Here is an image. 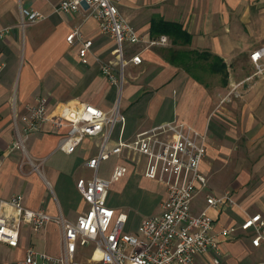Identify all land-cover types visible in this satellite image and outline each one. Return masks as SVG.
Listing matches in <instances>:
<instances>
[{
	"label": "crops",
	"instance_id": "obj_1",
	"mask_svg": "<svg viewBox=\"0 0 264 264\" xmlns=\"http://www.w3.org/2000/svg\"><path fill=\"white\" fill-rule=\"evenodd\" d=\"M60 2L0 0V29L10 28L0 41V197L10 199L22 194L26 207L75 221L88 208L76 188V180L93 175L85 161L97 154V139L87 137L75 153L68 154L58 148V143L69 127L55 128L48 121L28 137L25 152L13 147L18 137L15 121L26 112L27 104L35 103L38 97H46L51 113L56 115L68 114L83 103L109 110L117 97L116 87L102 73V62L119 67L115 39L101 31L98 21L88 16L87 7L64 13L57 8ZM117 3L121 16L141 37L139 42L126 43L124 55L130 60L139 54L142 62L128 61L124 72L138 71L145 76L143 82L128 81L124 86L121 110L127 117L125 135L131 137L174 119L208 133L207 153L201 165L208 183L196 196L193 210L199 212L205 206L207 194L230 193L239 206L210 208L220 240V262L215 263L210 253L199 256L198 264H220L223 260L230 264H257L264 260V241L253 245L252 231L240 226L246 213L264 216V70L256 73L251 59V53L264 47V0ZM24 8L39 11L44 18L24 25ZM161 20L180 24L191 35V43L173 44L168 33L160 34V27L154 26ZM75 30L93 41L86 63L79 55L78 45L67 41ZM161 36L168 38L167 44L151 45ZM182 45L220 57L227 67L226 82L221 74L211 70L200 73L202 79H198L180 64L172 63L168 48ZM260 62L264 65V58ZM221 108L225 110L224 119L218 113ZM220 117L224 125L216 122ZM258 139L262 144L259 153ZM247 144L249 162L239 163ZM120 161L112 156L99 174L108 177ZM124 179L123 188L131 187L123 189L111 205L128 215V230L138 234L143 218L161 211L166 188L133 171ZM142 180L155 183L160 192L157 196L149 194L145 214L137 217L130 197L141 189ZM4 212L13 213V209L5 208ZM230 227L237 230L226 238L219 235V231ZM29 247L62 255V225L52 221L35 232L24 223L17 247L0 244V264H22ZM91 254L92 248L79 247L73 261L83 256L87 258L82 263H86Z\"/></svg>",
	"mask_w": 264,
	"mask_h": 264
},
{
	"label": "built area",
	"instance_id": "obj_2",
	"mask_svg": "<svg viewBox=\"0 0 264 264\" xmlns=\"http://www.w3.org/2000/svg\"><path fill=\"white\" fill-rule=\"evenodd\" d=\"M81 7H87L88 16L95 18L101 31L116 41L119 67L116 69L110 63L102 62V73L119 92L123 88L128 61L142 62L139 54L127 60L125 45L139 42L141 37L121 16L117 0H61L57 8L64 13H75ZM43 18L39 11L22 9L24 25ZM9 31V27L0 29V41ZM67 41L78 45L82 61L88 62L93 41L84 39L78 30L68 35ZM167 42L168 38L161 36L151 41V45ZM262 58L264 47L251 53L256 73L264 70ZM48 121H52L55 128L69 127L58 143V148L68 154L75 153L87 137L98 141L97 154L85 161L93 175L76 180V188L88 208L75 221H70L62 216H52L44 209L26 207L22 194H15L10 199L0 197V244L17 247L24 223L35 232L52 221L63 227L65 250L62 255L53 256L29 247L22 264H71L79 247L92 248L91 258L80 264H198L199 256L210 253L214 255L215 263L220 262V240L215 234V218L210 208L239 204L230 193L207 194L205 206L199 212L193 210L196 196L208 183L201 170L207 153L208 133H201L192 125L174 119L127 137L124 133L127 117L117 102L109 110L83 103L68 114L56 115L51 113L47 98L41 96L35 103L27 104L26 112L15 121L18 137L13 147L25 152L28 137L40 131ZM112 156L121 161L108 177L100 175L101 166ZM132 171L162 183L166 188L161 211L143 218L138 234L128 230V215L110 204L112 187ZM5 208L13 209V213L4 212ZM246 214L240 227L252 231V244L259 246L264 241V216L261 213ZM236 230L237 227L225 228L219 235L226 238Z\"/></svg>",
	"mask_w": 264,
	"mask_h": 264
},
{
	"label": "rangeland",
	"instance_id": "obj_3",
	"mask_svg": "<svg viewBox=\"0 0 264 264\" xmlns=\"http://www.w3.org/2000/svg\"><path fill=\"white\" fill-rule=\"evenodd\" d=\"M174 49L176 50H180V51H189V50H192L190 49L188 46H175ZM203 65H208L207 62H203ZM256 72V71H255ZM143 73H140V72H136V71H131V73H126V70L124 72V78H123V88L122 89H119V94H118V97H116L115 101H114V104L117 102L118 105L121 107V105L123 104L124 100H125V92H124V86L126 85V83L129 81V82H135V83H138V82H143L144 80V77L145 76H142ZM117 89V88H116ZM238 97L240 96L239 94H237ZM113 104V105H114ZM113 107V106H112ZM233 110H235V107L233 106ZM221 113V116L223 117L224 119V116H226L225 114V110L223 108H221L218 113ZM221 120V117L220 118H216V122L217 123H220L221 125H224V120ZM223 139V138H222ZM264 142V138L261 140ZM243 144H246V142H244ZM262 148V144L261 142L259 141L258 139V146L256 147V150H257V153H259L260 149ZM244 157V159H243ZM249 158H250V154H249V145L247 144V147H245V150H243V154H242V157H241V160L239 159L238 162L239 163H248L249 161ZM243 160V161H242ZM106 165V164H105ZM109 165V163H108ZM125 184V179L123 178L122 180H120L119 182H117L111 189V194H110V204H112V201H116L117 198H119L118 194H121L122 190L123 189H128L129 187L131 186H127L126 188H123ZM141 186L136 193L134 195V197H130V199H132V204H133V211L135 212V215L137 217H140L142 216L143 214H145L146 212V207L148 206V202H150V197H149V194H152V195H155L157 196V194H159V187H157V185L153 182H149L147 180H142L141 181ZM144 188H148V189H144ZM124 210V209H122ZM143 217V216H142ZM130 222V220H129ZM98 256V255H96ZM87 257H83V256H78L74 259V261L71 263V264H80L82 263L83 261L86 260ZM91 257H89L90 259ZM220 264H230V262H228L227 260H223ZM257 264H264V260H259V262Z\"/></svg>",
	"mask_w": 264,
	"mask_h": 264
},
{
	"label": "trees",
	"instance_id": "obj_4",
	"mask_svg": "<svg viewBox=\"0 0 264 264\" xmlns=\"http://www.w3.org/2000/svg\"><path fill=\"white\" fill-rule=\"evenodd\" d=\"M160 27V34L168 33L173 44H190L191 35L182 28L178 23L165 22L161 20L158 24L154 22V26ZM167 56L170 57L172 63L180 64L191 75L198 79H202L200 73L211 70L214 73L222 75L223 81L227 79L226 63L218 56L213 55L208 51L189 50L180 51L174 48H168ZM207 62L208 65H203Z\"/></svg>",
	"mask_w": 264,
	"mask_h": 264
},
{
	"label": "bare ground",
	"instance_id": "obj_5",
	"mask_svg": "<svg viewBox=\"0 0 264 264\" xmlns=\"http://www.w3.org/2000/svg\"><path fill=\"white\" fill-rule=\"evenodd\" d=\"M98 255V254H97Z\"/></svg>",
	"mask_w": 264,
	"mask_h": 264
}]
</instances>
